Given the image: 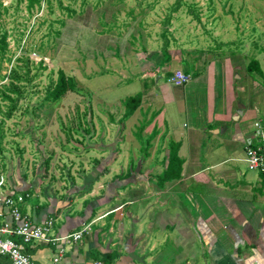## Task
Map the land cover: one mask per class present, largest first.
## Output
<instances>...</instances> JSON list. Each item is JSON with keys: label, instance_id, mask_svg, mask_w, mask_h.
Here are the masks:
<instances>
[{"label": "crops", "instance_id": "obj_1", "mask_svg": "<svg viewBox=\"0 0 264 264\" xmlns=\"http://www.w3.org/2000/svg\"><path fill=\"white\" fill-rule=\"evenodd\" d=\"M146 29L141 22L131 47L111 54L119 69L108 72L122 80L100 96L116 114L101 109L107 117L96 116L86 104L92 111L84 124H111L79 130L76 148L85 151L77 159L92 157L91 165L51 164L43 172L57 179L23 174L0 186V196L26 195L21 208L34 223L55 217V236L93 222L82 240L35 239L26 253L34 264H55L59 245L64 264H264V175L239 164L253 121L264 116L245 92L242 58L205 55L208 48L179 44L167 30L162 40L151 38ZM177 70L191 75L184 85L167 80ZM137 93L140 106L121 121L122 99ZM116 123L120 130L113 131ZM138 127L149 134L146 143L132 134ZM174 144L181 176L165 179ZM0 220L12 221L1 203ZM8 263L0 255V264Z\"/></svg>", "mask_w": 264, "mask_h": 264}, {"label": "rangeland", "instance_id": "obj_2", "mask_svg": "<svg viewBox=\"0 0 264 264\" xmlns=\"http://www.w3.org/2000/svg\"><path fill=\"white\" fill-rule=\"evenodd\" d=\"M143 21L151 38L162 40L167 30L166 37L179 44L208 48L205 55H240L248 85L245 92L264 116L262 77L247 69L256 58L264 71V0H39L33 6L28 0H0V25L2 32L7 31L8 42L6 53L0 56V73L15 70L17 76L13 81L0 77V90L12 81L17 91H6L19 99L9 117L11 101L0 91V179L8 183L26 174L52 180L57 179L56 172L44 173L51 164L71 165L73 160V166L91 165L92 157L77 159L78 152L85 151L76 148L82 141L79 130L86 124L87 131L93 124L96 131V125L104 129L111 124L108 119L107 123L84 124L82 116L90 115L92 108L96 116L107 117L104 112L108 110L116 114L115 104L103 105L100 96L113 94L115 90L107 87L122 80L108 72L119 69L111 54L131 47L132 33ZM60 69L76 78L78 91H68L59 101L47 100ZM117 124L113 131L120 130ZM132 134L142 143L149 138L140 127ZM239 164L249 170L246 162Z\"/></svg>", "mask_w": 264, "mask_h": 264}, {"label": "built area", "instance_id": "obj_3", "mask_svg": "<svg viewBox=\"0 0 264 264\" xmlns=\"http://www.w3.org/2000/svg\"><path fill=\"white\" fill-rule=\"evenodd\" d=\"M191 78V75L183 70H177L168 77V82L175 85H184ZM245 161L249 169L258 171L264 175V119L256 118L253 121V129L245 145ZM4 179H0V186ZM24 194L6 193L0 196V203L6 206L12 221L0 220V255L9 258L8 264H34L30 255L25 251V244L32 240H45L57 244V242H72L82 240L85 234H89L92 229V223L84 224L81 229L64 235L55 236L52 234L56 224L55 217H49L41 223H34L29 214L24 213L21 204L25 201ZM21 237L22 242L12 238V236ZM65 253V247L59 245L58 253L54 257L55 264L62 262ZM95 264H102L96 261Z\"/></svg>", "mask_w": 264, "mask_h": 264}, {"label": "trees", "instance_id": "obj_4", "mask_svg": "<svg viewBox=\"0 0 264 264\" xmlns=\"http://www.w3.org/2000/svg\"><path fill=\"white\" fill-rule=\"evenodd\" d=\"M19 1H23V0H19ZM28 2L30 6H33L36 3H38L39 0H28ZM7 48H8L7 31L5 30L2 32V28L0 25V56H3L6 53ZM40 60L42 61V63L46 61L44 57H42ZM247 69L253 75L259 74L262 77L264 84V71L262 70L258 59L253 58L249 62ZM11 71L8 74L6 73L4 75L0 73V77L1 78L3 77V79L4 78L8 79L10 77L12 78L11 80L13 81L17 76L15 74V70H13L12 73ZM12 81L9 84H5L0 90V91L4 90L3 98L5 100L11 101V107L8 113L9 117L11 116L13 110L15 109L19 101L18 98H13L11 96V93L6 91V90H10L12 92L17 91V88H15L16 86L13 84ZM11 84L13 87H11ZM68 91H76V92L78 91V84L76 78L74 76L67 75L64 70L60 69L58 73V78L53 84V87L49 89L46 98L47 100L59 101ZM141 101H142L141 93H137L135 95L126 97V99L124 100L126 110L121 118V121L127 120L138 109V107L141 104ZM170 157H171V161L174 164L170 167V170L167 172V175H165V179H172L181 176L183 160L178 155L177 144L173 145Z\"/></svg>", "mask_w": 264, "mask_h": 264}]
</instances>
